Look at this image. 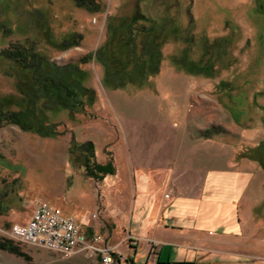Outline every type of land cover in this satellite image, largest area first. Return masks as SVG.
<instances>
[{
  "label": "rangeland",
  "instance_id": "rangeland-1",
  "mask_svg": "<svg viewBox=\"0 0 264 264\" xmlns=\"http://www.w3.org/2000/svg\"><path fill=\"white\" fill-rule=\"evenodd\" d=\"M100 1L102 9L90 12L77 6L76 0H0V107L21 108L17 102L7 103L18 101L22 92L18 70L2 51L27 40L35 41L58 67L77 63L85 71L83 84L95 93L86 113L81 108L75 112L63 106L50 109L43 100L37 103L38 115L61 123L58 128L64 134L59 138L41 137L12 123L0 127V178L14 188L11 209L0 213V235L20 251L0 248V264H103L100 254L91 256L83 250L64 256L8 235L12 224L28 222L41 201L65 213H93L94 224L101 222L98 234L117 255L113 264H264V207L249 217L245 196L233 202L245 189L233 173L221 175L220 190L201 202L205 220L181 215L176 206L170 211L178 222L176 228L205 231L200 232L210 239L205 248L162 246L164 241L135 237L127 230L128 213L120 215L119 226L113 229L109 202L98 195L126 191L130 183L122 180H131L133 170L149 159L156 146L166 161L180 140L191 134L233 146L234 160H254V154L264 152V143L254 148L264 139V0ZM137 9L158 25L157 33L143 37L145 47L161 40L164 30L159 72L136 73L135 82L115 87L107 81L99 60L81 61L104 43L113 26L120 31L128 24ZM156 22L148 25L155 27ZM75 32L83 35L79 45L60 49L64 38ZM72 135L78 141H93L97 161L107 163L112 157L122 175L110 174L97 182L85 174L84 167L74 166L68 157ZM17 177L20 183L13 184ZM138 215L137 206L135 226ZM146 232L141 228L136 233L144 236ZM166 235L175 242V235Z\"/></svg>",
  "mask_w": 264,
  "mask_h": 264
},
{
  "label": "trees",
  "instance_id": "trees-1",
  "mask_svg": "<svg viewBox=\"0 0 264 264\" xmlns=\"http://www.w3.org/2000/svg\"><path fill=\"white\" fill-rule=\"evenodd\" d=\"M76 3L77 6L90 12L102 9L100 0H76ZM152 22L156 21L137 9L132 20L123 25L121 32L113 26L112 33L108 34L104 43L97 50L89 53L81 62L89 63L93 59L99 60L106 70L107 81L114 83L115 87L133 82L135 80L133 75L136 73L144 74L148 70V74H157L160 67L161 46L165 42L164 30L160 33L161 40L155 41L153 39L155 41L153 46L145 47L144 41L142 42L146 34L157 33V22L155 27L148 25ZM82 38V34L72 33L64 38L63 42L59 44V48L66 50L79 45V39ZM36 44L35 41L29 42L27 40L25 44H11L10 47L2 51L4 56L18 70L17 82L22 93L18 101L12 99L7 102H17L21 105L20 110L13 111L0 107V127L12 123L26 132L35 133L41 137L59 138L60 135L64 134L58 128L61 123H50L38 115L37 103L43 100L45 106L50 109L63 106L70 112H75L81 108L82 112L86 113V105L93 101L95 93L93 89L83 84L85 71L77 63L58 67L46 53L36 47ZM39 89L43 90V94L37 92ZM31 91L36 92H32V94ZM81 95L87 96L88 100L85 101ZM54 97L56 98L55 102L50 99ZM205 137L209 138L208 136ZM68 157L74 166L84 167L85 174L97 182L116 173V166L112 157L107 163L97 161L96 147L91 140L78 141L75 135H72L68 147ZM19 178H14L12 183L19 184ZM0 185L6 186L3 190L0 188V213L6 214L11 209L13 198L10 193L14 192V188H10L11 182H8L6 178H2ZM0 248L20 254L19 247L1 235Z\"/></svg>",
  "mask_w": 264,
  "mask_h": 264
},
{
  "label": "crops",
  "instance_id": "crops-1",
  "mask_svg": "<svg viewBox=\"0 0 264 264\" xmlns=\"http://www.w3.org/2000/svg\"><path fill=\"white\" fill-rule=\"evenodd\" d=\"M180 141V146H176L172 157L166 161L163 160L161 147L156 146L153 152L148 155L149 159L147 160L146 157V161L138 164L137 170H133L131 180H122L124 183H130V188L126 191L116 193L113 191L111 194H107V197L98 194L99 198L107 199L110 203H107L106 206L107 209L112 210L109 216L110 220L115 222L112 226L113 229H117L119 226L117 221H119L120 215L128 213L131 221L128 222L127 230L135 237L143 239L150 237L156 241H164L161 243L162 246L170 243L188 248H205V244H208L210 240L204 234H200L205 231L200 228L195 231L198 233L196 235L192 229L176 228L174 225L178 222L170 217L172 216L170 211L176 206L181 215L194 218L201 216V220L203 221V218L205 220L206 217L200 212L201 202L206 200L212 191L220 190L219 185L223 180L219 178L229 172L235 174L236 178L242 179L240 182L245 187L244 190L241 189L244 194L235 196L233 202H239L245 196V201L250 207L248 216H252L253 210L254 216L260 213L261 208L264 207V198H262L264 197L263 149L260 151L263 156L262 153L254 154V160L250 159L251 157L245 160H234L230 154L234 149L233 146L231 147L221 140L219 142L205 136L198 138L191 134L190 138L185 137ZM263 143L264 139H259L254 148H259ZM234 161L238 163L233 164ZM116 171L115 175L117 173L122 175L121 171L118 172V169ZM253 190L254 192H252ZM253 200L254 205L252 202L248 203ZM137 206L139 215L135 226L133 221ZM97 207L99 209L100 205L97 204ZM63 213L74 218L77 223H82L85 225L84 227L87 226L85 230L89 235L100 233L101 222L96 221L97 225L94 224L93 213L91 216L80 215L69 210L66 213L63 211ZM237 214V222L240 224L242 222L241 213ZM105 220L107 221V219ZM89 224L92 225L88 226ZM141 228L147 230L146 235L137 236L136 232L139 233ZM165 234H173V237L175 235V242L169 240Z\"/></svg>",
  "mask_w": 264,
  "mask_h": 264
},
{
  "label": "built area",
  "instance_id": "built-area-1",
  "mask_svg": "<svg viewBox=\"0 0 264 264\" xmlns=\"http://www.w3.org/2000/svg\"><path fill=\"white\" fill-rule=\"evenodd\" d=\"M8 232L16 240L54 250L64 256L86 250L91 256L100 254L103 264H113L117 259L101 234L89 235L74 218L68 217L61 208L47 201L36 205L27 223H14Z\"/></svg>",
  "mask_w": 264,
  "mask_h": 264
}]
</instances>
